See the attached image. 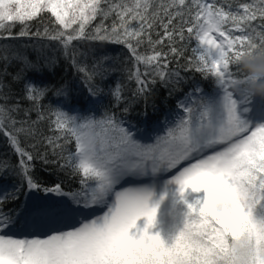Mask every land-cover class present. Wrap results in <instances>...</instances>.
Instances as JSON below:
<instances>
[{
	"label": "snow or ice",
	"instance_id": "obj_1",
	"mask_svg": "<svg viewBox=\"0 0 264 264\" xmlns=\"http://www.w3.org/2000/svg\"><path fill=\"white\" fill-rule=\"evenodd\" d=\"M45 13H50L48 21ZM33 21L38 22L35 31ZM17 24L20 30L13 32ZM0 33V40L28 38L36 54L33 60L15 46L0 45V136L18 157L16 165L0 166V176L9 172L18 178L0 193V264H264V123H252L238 111L257 96L251 83L264 79L240 63L241 57L264 49V0L237 3L234 9L217 0H0ZM185 33L198 45L187 57L179 46ZM82 41L128 50L133 63L123 71L135 82L132 99L147 101L158 82L170 96L181 92L185 78L170 68L173 61L212 78L223 94L211 100L195 87L176 100L179 111L163 133L144 143L118 114L128 111L119 107L126 99L122 84L109 91L113 107L97 115L70 107L74 90L67 81L41 85L28 79L29 72L51 70L63 58L95 105L117 69L105 55L93 53L89 62L78 50ZM144 46L150 54L141 51ZM13 63L19 65L15 73L9 72ZM13 84L22 85V96L9 104ZM49 94L56 102L45 105ZM23 100L30 102L28 108ZM20 112L24 118L17 119ZM45 122L49 135L40 129ZM36 160L55 165L69 182L78 179L81 188L66 191L64 179L42 181L33 171ZM182 161L191 162L171 182L179 186L181 198L188 188L203 190L204 197L188 204L183 228L166 242L149 231L158 208L149 206L150 190L116 186L128 176L143 177L149 163L156 172L161 165L176 169ZM35 193L51 203L33 205L29 198ZM6 203L16 207L4 211ZM96 205L107 210L84 219L82 213ZM141 217L146 218L143 228L137 226ZM21 219L51 234H9ZM73 219L79 226L55 227Z\"/></svg>",
	"mask_w": 264,
	"mask_h": 264
},
{
	"label": "trees",
	"instance_id": "obj_2",
	"mask_svg": "<svg viewBox=\"0 0 264 264\" xmlns=\"http://www.w3.org/2000/svg\"><path fill=\"white\" fill-rule=\"evenodd\" d=\"M211 2V0H209ZM243 2H250V0H217L218 4H222L225 7L228 3H232L233 9L236 7L237 3ZM43 20L48 21L50 19V13L43 14ZM99 22V18L97 21L93 22V25ZM37 21H33L30 25L32 31L36 30ZM20 25L17 24L13 28V32H18L20 30ZM3 35V33H0ZM186 39L185 41L180 44L179 46L182 47L185 51V57L193 55L192 49L198 47L197 41L194 37H188V34L185 33ZM9 44L11 46H15L16 48L20 49L21 51L26 52V54L31 58L35 59L36 54L32 50V41L28 38H23L22 40H0V45ZM22 45H26L27 47H21ZM53 46H55V42H53ZM78 50L80 52L86 53L89 62H91V56L93 53L96 55H105L107 56L114 64L115 68L117 69L110 77V79L106 80L105 83L102 85L103 92L101 93V100L97 103L96 114L98 115L100 111H103L104 108L113 107L114 101L109 94L110 89H112L115 84L120 83L123 85V95L126 98L125 102H121L120 109L124 107H128V111L126 113H118L121 115V118L126 122L128 125H132V127L139 126H148L151 120H148L149 117L153 118L154 116H158L157 118H164L165 111H168L170 107L175 106V102L180 96L191 87H197L198 85H202L206 87V90L212 88L215 85L212 78L204 79L202 78L201 74L195 71L186 70L183 66H178L175 61L170 65V68L177 69L181 77L185 78L181 81L180 88L182 89L181 92H174L171 96L169 95V89L163 87L159 82L153 87L152 93L148 96L147 101H145L142 97H137L132 99V92L135 90V82L128 81L126 79V73L123 71L125 68L132 67V61L129 58L128 50L123 45L118 44H100L99 42H88L82 41L79 44ZM164 50H167L165 47ZM142 52L146 54H150V50L147 46L141 48ZM51 55V52H49ZM171 59V57H170ZM181 65L186 64V59L181 60ZM3 65L0 64V67ZM19 67L18 64L13 63L9 66V72L15 73L17 68ZM141 71L144 70V66L140 65ZM28 79L34 81L37 84H59L61 81H67L70 86H72L74 90V97L71 101L70 107H74L79 110V112H83L89 109L90 105V98L88 92L86 91V86L81 83L79 76L75 73V70L69 66V62L61 58L59 63L52 68L51 70L48 68L42 69L40 72L31 71L28 73ZM5 80L7 82H11V76H6ZM13 93L11 98L8 100L9 104L17 103L18 97L22 96V85L20 84H13ZM7 91V90H6ZM259 100H264L259 95H257ZM56 97L49 94L48 98L44 101V104L47 105L49 103L55 104ZM130 101V103H128ZM3 103V101H0ZM23 108H28L30 106V102L27 100L21 101ZM115 110V109H114ZM17 119H22L23 112L16 114ZM31 119H36V113H31ZM143 123L140 125V123ZM40 129L43 131L44 135H49L50 133L47 131V123L40 125ZM28 143H32V141H28ZM18 163V157L14 150L9 146L7 140L0 136V166L3 164L9 165H16ZM35 168L33 171L35 172L36 176H38L42 181L51 184L52 182L58 181L60 179L65 180V184L68 187L65 188L67 191L70 187L71 189H80L81 185L77 180H73L69 182L64 172L59 171L55 165H45L40 160L34 161ZM17 177L11 175L9 172H4L2 176H0V184L3 185L5 190H9L12 186L17 182ZM11 181V182H10ZM5 184V185H4ZM38 195H44L43 193H37ZM32 194L31 196H33ZM25 198L22 197L21 200L23 201ZM33 205H41L46 203H51L50 201H46L45 199L41 201L29 199ZM16 207L14 203H6L3 205L4 211H8ZM20 223L25 224V221L21 219Z\"/></svg>",
	"mask_w": 264,
	"mask_h": 264
},
{
	"label": "rangeland",
	"instance_id": "obj_3",
	"mask_svg": "<svg viewBox=\"0 0 264 264\" xmlns=\"http://www.w3.org/2000/svg\"><path fill=\"white\" fill-rule=\"evenodd\" d=\"M191 90H189L187 93H189ZM186 94H183L180 98L183 99ZM222 94V90L218 85L212 86V90L208 89L206 92L203 90V95L211 100L218 101ZM91 99L96 98L92 97ZM100 100L101 99H99L98 102ZM251 101H253V98L247 104H240L238 106V111L241 117L252 123H264V103L252 108H248L249 111L247 112L243 111L245 106L248 107L250 105ZM97 103L93 105L90 102L89 109H94ZM76 110L79 112L78 109ZM178 111L179 110L175 106L170 107L168 111H166L165 117L160 121L156 120L147 129H140V127L137 126L134 128L132 127L133 131H138L139 135L137 138L141 139L142 142L153 143L155 137L163 133L165 127L167 126L166 122L173 120L175 118V114ZM259 112L263 113V120H258L257 117L260 114ZM190 162L191 161H182L176 169L171 170H166V167L161 165L156 172L151 170V164L149 163L146 169V174L143 177L128 176L116 186V190H120L125 187L144 185L150 190L151 197L149 199V206L158 205V208L155 223L151 228H149V231L152 233L158 232L161 235V238L166 242H171L172 237L183 228L184 222L187 218V213L189 211L188 204L195 203L197 199H203L204 197L203 190L197 192L193 191L191 188H188L185 190L183 198H181V194L178 191L179 186L176 183L171 182L173 175H175L180 168L187 166ZM85 192L90 196V189L86 190ZM0 193H2V191ZM106 210V206L96 205L92 206L89 211L83 212L82 216L84 218L85 215L89 214L87 219H92L95 216L102 215ZM145 223L146 218L141 217L137 221V226L139 228H143ZM76 226H79V221L77 219H73L67 223L55 225L56 228L61 230H68ZM9 234H14L17 237L28 236L31 238L32 236H39L44 238L46 235L51 233L47 228H35L31 226L25 228L16 226V228H14Z\"/></svg>",
	"mask_w": 264,
	"mask_h": 264
},
{
	"label": "clouds",
	"instance_id": "obj_4",
	"mask_svg": "<svg viewBox=\"0 0 264 264\" xmlns=\"http://www.w3.org/2000/svg\"><path fill=\"white\" fill-rule=\"evenodd\" d=\"M240 63L243 69L252 75L264 77V49H259L252 55L241 57ZM249 87L252 92L264 97V79L254 81Z\"/></svg>",
	"mask_w": 264,
	"mask_h": 264
}]
</instances>
